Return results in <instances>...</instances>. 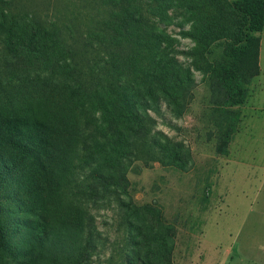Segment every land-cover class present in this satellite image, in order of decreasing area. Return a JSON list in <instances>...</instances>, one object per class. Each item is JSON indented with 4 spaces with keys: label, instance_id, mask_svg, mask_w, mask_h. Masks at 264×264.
Returning <instances> with one entry per match:
<instances>
[{
    "label": "trees",
    "instance_id": "trees-1",
    "mask_svg": "<svg viewBox=\"0 0 264 264\" xmlns=\"http://www.w3.org/2000/svg\"><path fill=\"white\" fill-rule=\"evenodd\" d=\"M222 1L228 0H212L219 5V19L205 23L194 0H84L86 8L97 10L84 30L76 22L84 14L75 0H54L46 19L30 11L13 14L7 9L12 0H0V68L36 67L63 76L68 100L84 119L82 131L75 133L81 151L74 168L83 175L79 197L97 207L113 198L127 206L123 196L130 193L128 171L134 161L177 158L153 114H162L166 102L170 111L182 115L195 84L191 67L178 57L187 52L167 30L172 24L205 49L230 37L207 70L220 119L217 148L228 152L240 121L234 106L244 101L246 85L261 73V36L256 32L264 29V0H236V8L244 13L237 29L227 18L222 28ZM41 115L40 109L0 114V175L8 179H0V190L5 182L22 188V213L28 215L21 224L34 243L47 248L52 230L47 188L63 185L52 172L55 156L48 122ZM5 198L0 191V264H29L9 241L15 211ZM87 217L82 263L105 242L95 217ZM129 241L138 242L134 237ZM134 254L128 253L132 264Z\"/></svg>",
    "mask_w": 264,
    "mask_h": 264
},
{
    "label": "rangeland",
    "instance_id": "rangeland-1",
    "mask_svg": "<svg viewBox=\"0 0 264 264\" xmlns=\"http://www.w3.org/2000/svg\"><path fill=\"white\" fill-rule=\"evenodd\" d=\"M75 1L84 14L76 22L85 30L97 10L86 8L84 0ZM53 2L12 0L7 9L46 19ZM194 2L205 23L219 19V5L212 0ZM235 2L222 1V28L227 27L224 18L235 29L243 22L244 13ZM167 30L187 52L178 57L195 78L182 115L170 111L166 102L162 114L153 112L158 129L166 134L163 140L177 158L134 161L128 171L130 193L123 196L128 205L123 207L115 198L97 207L78 196L83 175L74 168L81 151L75 133L82 131L84 119L68 100L66 79L36 67L0 68V114L40 109L55 156L52 172L63 185L47 188L52 221L47 248L34 243L21 224L28 215L22 213L26 208L22 188H11L8 182L1 187L6 206L15 211L9 241L29 264H132L129 252H135L133 264H264V29L256 32L263 48L261 73L246 85L244 101L234 106L240 121L226 154L217 148L221 130L207 70L230 37L225 35L222 42H211L205 49L200 41L180 34V27L172 24ZM0 179L8 180L1 175ZM86 212L95 217L105 242L82 263ZM133 237L137 245L129 241Z\"/></svg>",
    "mask_w": 264,
    "mask_h": 264
},
{
    "label": "crops",
    "instance_id": "crops-1",
    "mask_svg": "<svg viewBox=\"0 0 264 264\" xmlns=\"http://www.w3.org/2000/svg\"><path fill=\"white\" fill-rule=\"evenodd\" d=\"M262 49H263V48H262V41H261V51H260V66H261V59H262ZM259 75H260V74H259ZM259 75H258V76H259Z\"/></svg>",
    "mask_w": 264,
    "mask_h": 264
}]
</instances>
